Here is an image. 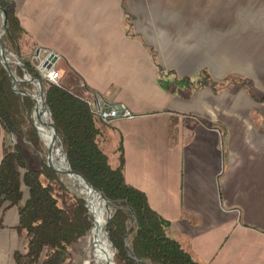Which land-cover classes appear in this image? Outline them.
Here are the masks:
<instances>
[{
	"label": "crops",
	"instance_id": "0c3cea01",
	"mask_svg": "<svg viewBox=\"0 0 264 264\" xmlns=\"http://www.w3.org/2000/svg\"><path fill=\"white\" fill-rule=\"evenodd\" d=\"M13 1L25 36L59 55L76 93L134 114L104 122L120 136L109 160L123 158L169 235L199 264H264V103L242 84L214 92L181 80L204 68L254 80L242 0ZM111 138L105 130L104 148ZM13 144L0 123V160ZM17 218L0 209V264L22 246Z\"/></svg>",
	"mask_w": 264,
	"mask_h": 264
},
{
	"label": "trees",
	"instance_id": "16d2710c",
	"mask_svg": "<svg viewBox=\"0 0 264 264\" xmlns=\"http://www.w3.org/2000/svg\"><path fill=\"white\" fill-rule=\"evenodd\" d=\"M0 7L7 14V29L2 41L22 60L23 67L16 69L18 76L23 78L27 74L41 78L34 64L21 55L20 41L26 31L14 1L0 0ZM4 74L6 70L0 64V123L7 133L17 135L21 132L26 147L34 149L40 160V166L33 167L18 142L0 160V209H16V230L22 240L21 248L12 254L14 264H68L78 244L84 245L88 239L89 252L83 264H90L94 252L90 235L92 219L87 214L85 198L45 168V146L29 118L33 102L12 92L3 82ZM229 78L214 82L206 70H201L194 80L189 76L181 80L190 87L211 86L218 90ZM5 80L12 85L8 75ZM44 81L46 100L57 133L68 151L70 167L82 173L117 207L106 227L116 264H199L167 233L169 220L150 207L141 190L125 180L123 158L116 166L109 163L100 144L101 126L106 124L91 111L88 101L61 83ZM22 86L31 89L29 82ZM250 94L255 97L251 88ZM259 99L264 100L263 97ZM126 208L136 216V223L128 233V243L142 263L129 258L123 242L131 224Z\"/></svg>",
	"mask_w": 264,
	"mask_h": 264
},
{
	"label": "rangeland",
	"instance_id": "374dc122",
	"mask_svg": "<svg viewBox=\"0 0 264 264\" xmlns=\"http://www.w3.org/2000/svg\"><path fill=\"white\" fill-rule=\"evenodd\" d=\"M241 4L244 7V12H245V15L241 16V18H240V20H241L240 23H241L242 40H244V41L247 40V43L248 42H251V44L254 46L252 49H246V50H243L242 49L243 50L242 51V54L245 51H247V54L250 55L249 52H251L252 62H253L252 64H250L246 68L243 66V69H244V72L245 73L246 72L251 73V77H254L253 78L254 80H251L249 78H246L245 76H242V75L239 76L238 74H234L233 72H230L227 75L230 78L226 81L227 84L225 82V85L222 88H225V87H227V88H229V87L230 88H234L235 85L237 86V85L242 84L245 87V89L248 92V94H250V88H251V90L253 89V92H254V95H255V99L257 101H259V103H264V100H260L259 99L260 97H263L264 98V0H258L257 3L254 0H242L241 1ZM250 10L252 12H256L257 15L256 16H254V15L249 16V13L248 12ZM1 29H2V13L0 12V31H1ZM243 43H245V42H243ZM34 45H35V43H33L32 41H30V39L27 36H25V35L22 37V39L20 41V52H21L22 57L25 60H28L31 63H33L34 66L39 65L40 61L43 58H45L47 54L53 53L55 55V53H56V52H54V50L40 48V47H35ZM58 60H59V55H58V59L54 58V67L57 70L59 76L57 78V82H52V83H55V84L61 83L65 87H67V88L71 89L73 92H75V89L73 88L74 85L72 84V81H70L68 79H65V80L63 79L64 78L63 77L64 76L63 74H66L65 75V78H67L69 73H66L65 72V68L66 67L62 63H60V65L58 66V64H57ZM17 61L19 63L18 66H21L20 65V64H22L21 58H18L17 57ZM11 69H12V67H11ZM201 70H206L207 71V69H205V68L204 69H201ZM201 70H199V72ZM189 77L192 80L195 79V75L194 74L189 75ZM19 78H21V77H19ZM210 78L214 82H218L221 79H223V78H221V79L215 80V79H213L211 77V75H210ZM39 79H42L43 82H44V83L42 82L43 83V86L44 85L46 86L45 81H44L45 78H43L41 76V78H39ZM208 87H211V86H208ZM248 88H249V90H248ZM78 89L81 90V87H79ZM221 89L219 88L218 90H213V89L212 90L214 92H216V91L218 92ZM27 91H29V92H31L33 94L38 95V89H37V86H36V82H34V83L32 82L31 83V89L30 90H27ZM45 93H46V91H45ZM78 95L81 96V97H83V98H85L83 96V94H81V93H79ZM90 97L91 96H89V98ZM32 112H33V106L31 108V111H30V114H29V118H30V120L33 121V123L36 126L37 120H36V123H35V121L33 120V117H32ZM44 114H45V118H46V121H47L46 113L44 112ZM45 127L47 128L46 125H45ZM105 130H108V132L110 130V134H111L112 138H111V141H110V146L109 147H106L107 149L104 148V146L100 142L101 148L106 153V155L108 157V160H109V157H110V154L108 153V151H110V149L111 150L112 149L113 150H116L113 153V157H115L116 159H119L120 154H121L120 153V136H119V134L117 132H114L113 129H111L107 125L106 126H103V134H105ZM8 135H9V138H12V140L15 139L16 142L22 144V147H23V149H24V151L26 153V156L32 162L33 167H39L40 166V160L37 157L38 155H36L34 149H32V148L29 149V148L26 147V145L24 144L23 139H22V133L20 132L17 135H15L13 133H8ZM39 136L42 139L40 133H39ZM43 143H44V146H45V152L43 151L44 152V154H43V163H45V155H46V152H47V150H48L49 147L46 146V144H45L44 141H43ZM48 160L50 161V165L53 168H55V165H54V162H55L54 160L55 159H54V157L52 155V152H50V154L47 155V158H46V166H47V163H49ZM109 163L110 164L113 163L111 158L109 160ZM60 177H65V176L63 174H61ZM68 186L71 187V189H73V191L79 192V188H77L76 186H71V185H68ZM107 213H108V211H107ZM105 221H106V216H105ZM92 222H93V220H92ZM92 228H93V226H92ZM167 233L169 234L168 231H167ZM88 241H89V239L86 241V243L84 245H80V246H77L76 247V249L74 251V254H72L71 257H70V260H69L68 264H83V261H84L86 255L89 252V248H88L89 247V244H88ZM91 243H92V236H91ZM110 252L113 253V261L116 264L117 261H116V258H115V251H113L111 247H110ZM90 264H92V262Z\"/></svg>",
	"mask_w": 264,
	"mask_h": 264
},
{
	"label": "water",
	"instance_id": "95a60500",
	"mask_svg": "<svg viewBox=\"0 0 264 264\" xmlns=\"http://www.w3.org/2000/svg\"><path fill=\"white\" fill-rule=\"evenodd\" d=\"M0 12L2 13V29L0 31V64L6 70V74L3 75V82L11 89L12 92L30 98L32 100V102H33V108L35 107L37 102L41 103V108L43 109V111L47 115V122H46L47 129L49 130V132L52 135V137L57 140L60 154H65L66 155V163H63L61 161V158H59V162H60V166H61V168L63 170V174L69 176V180L65 181V183L67 185L75 186L74 185L75 183H73V181H74V179L77 180L79 182L77 185H79L82 188L86 189L88 192L94 194L106 206V208L108 209V215L106 217L105 224L103 225V240H104V244H105L104 254H105V257H106V260H107L108 264H115L114 261H113V253L110 252L111 243L109 241V233H108L106 227H107V224H108L109 220L111 219L112 215L117 210V207L114 206L112 204V202L108 198L105 197L103 192L98 187H96L95 185L90 183L85 178V176L82 173H80L77 170H73L70 167L69 158H68L69 157L68 156V151L63 146V143H62V141H61V139H60V137H59V135L57 133L55 122L53 120L50 107H49L48 102L46 100V95H45L46 94L45 93L46 86L45 85H44L45 87L43 86L44 82H43L42 79H39V78L30 77V76H28L26 74L23 76V78H19L18 77L17 72H16V68L19 65V63L17 61V57L18 56L10 48H8L4 44V42L2 41V35L4 34L5 30L7 29V14L1 7H0ZM54 58H55L54 54L50 53L49 56H48V59L53 60ZM6 61H8L11 64V66H12V74L10 75V79H11L12 85H10L5 80V78L8 75V71H7V68L5 66L6 65ZM47 64L48 63L46 62V65ZM20 65L23 66L22 64H20ZM24 82H29V83L36 82V86H37V89H38V95L27 91L22 86V84ZM36 129L39 132V128L36 127ZM13 142L16 143L15 139L13 140ZM49 154H50V151H49V148H48V150L46 152V155H45L44 166H45V168L53 171L48 166H46V158H47V155H49ZM53 172L56 173L55 171H53ZM87 203L88 202L85 199V207H86V210H87V214L90 217V214L88 212V206H87L88 204ZM126 211L129 213V215L131 217V224H130L129 228L126 231V234H125V236L123 238V242H124V245H125V248L127 250V254H128L129 258H131L133 260H137L138 262L142 263L141 261H139L134 256V254L131 251V248L129 246L128 238H127L130 229L136 223V216L129 210V208H126ZM92 226H93V222H92ZM91 230H92V227L90 229V233H91ZM78 246H80V244Z\"/></svg>",
	"mask_w": 264,
	"mask_h": 264
},
{
	"label": "bare ground",
	"instance_id": "6f19581e",
	"mask_svg": "<svg viewBox=\"0 0 264 264\" xmlns=\"http://www.w3.org/2000/svg\"><path fill=\"white\" fill-rule=\"evenodd\" d=\"M6 68L8 71V76L12 74L11 64L6 61ZM11 80V79H10ZM12 83V82H11ZM47 116V115H46ZM33 120L36 123V127L39 128V133L45 142L46 146L49 147V151L52 152L54 157V165L53 168L49 163L47 166L55 171L58 176L60 177L63 174V170L60 166L59 158L63 163H66V155L60 154L57 140L52 137L49 130L45 127L46 125V118L43 109L41 108V103L37 102L35 107L33 108L32 112ZM65 177H60L62 180L67 181L69 180V176L63 174ZM74 185L79 188V192L84 196L86 201L88 202V212L90 217L93 220V228L91 230L92 236V246L94 248L93 257H92V264H108L105 254H104V240H103V225L105 224V216L107 217L108 209L106 206L92 193L88 192L86 189L82 188L81 186L77 185L79 182L74 179Z\"/></svg>",
	"mask_w": 264,
	"mask_h": 264
},
{
	"label": "built area",
	"instance_id": "2783aa9c",
	"mask_svg": "<svg viewBox=\"0 0 264 264\" xmlns=\"http://www.w3.org/2000/svg\"><path fill=\"white\" fill-rule=\"evenodd\" d=\"M49 54H47L46 57L40 61L39 65L35 67L43 78L51 82H57L59 74L54 67V59H48ZM54 56L56 59H58V55L56 53ZM46 62L48 63L47 65ZM88 104L91 108V111L106 123H111L113 120L118 118L131 119L134 117V114L122 102L106 103L104 105H100L98 101H89Z\"/></svg>",
	"mask_w": 264,
	"mask_h": 264
}]
</instances>
